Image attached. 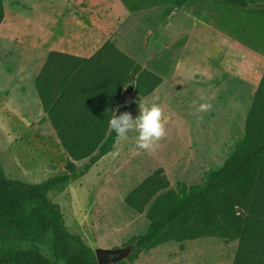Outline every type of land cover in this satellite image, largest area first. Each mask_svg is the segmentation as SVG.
<instances>
[{
	"label": "rangeland",
	"instance_id": "rangeland-1",
	"mask_svg": "<svg viewBox=\"0 0 264 264\" xmlns=\"http://www.w3.org/2000/svg\"><path fill=\"white\" fill-rule=\"evenodd\" d=\"M3 11L0 169L8 179L40 183L63 174L69 160L33 84L48 52L79 49L89 55L109 40L162 79L140 101L123 90L114 112H129L135 119L139 103L151 104L158 97L167 135L155 152L138 149L134 131L127 140L117 137L113 150L86 174L47 194L60 207L66 231L93 251H126L127 241L144 233L145 213L124 203L144 178L161 169L169 189L180 182L203 184L241 139L248 96L264 66V16L211 1L130 12L119 0H10ZM204 102L211 103V110L197 113ZM0 246L30 248L16 239L2 240L1 234ZM36 247L53 261L50 235ZM236 247L237 240L210 236L169 241L140 252L130 264H232Z\"/></svg>",
	"mask_w": 264,
	"mask_h": 264
},
{
	"label": "trees",
	"instance_id": "trees-1",
	"mask_svg": "<svg viewBox=\"0 0 264 264\" xmlns=\"http://www.w3.org/2000/svg\"><path fill=\"white\" fill-rule=\"evenodd\" d=\"M0 0V24L4 17ZM211 1L264 16V0H120L130 12L169 4ZM162 79L142 68L111 41L87 58L50 51L34 78L41 107L69 160L64 173L28 184L6 178L0 169V234L30 244L25 250H3L0 264H97L94 251L64 227L60 207L47 194L58 185L86 174L113 150L117 135L109 120L123 90L136 101L152 93ZM243 134L221 166L203 184L169 183L161 169L135 186L124 203L145 213L144 233L122 250L130 264L140 252L159 244L199 237L237 240L232 264H264V68L243 121ZM87 159L77 167L74 162ZM50 235L53 261L36 247Z\"/></svg>",
	"mask_w": 264,
	"mask_h": 264
},
{
	"label": "clouds",
	"instance_id": "clouds-1",
	"mask_svg": "<svg viewBox=\"0 0 264 264\" xmlns=\"http://www.w3.org/2000/svg\"><path fill=\"white\" fill-rule=\"evenodd\" d=\"M158 99V97H154L151 104L139 103L140 114L135 119L129 112H123L118 116L114 114L109 120V127L118 138L123 140L128 139L130 132L138 133L135 138L136 147L154 153L159 142L167 135L165 113L164 109L156 102ZM200 99L206 100L203 96ZM211 108V103H200L196 112H207Z\"/></svg>",
	"mask_w": 264,
	"mask_h": 264
},
{
	"label": "water",
	"instance_id": "water-1",
	"mask_svg": "<svg viewBox=\"0 0 264 264\" xmlns=\"http://www.w3.org/2000/svg\"><path fill=\"white\" fill-rule=\"evenodd\" d=\"M94 255L97 264H110L119 260L120 257H124L125 253L122 250H96Z\"/></svg>",
	"mask_w": 264,
	"mask_h": 264
},
{
	"label": "crops",
	"instance_id": "crops-1",
	"mask_svg": "<svg viewBox=\"0 0 264 264\" xmlns=\"http://www.w3.org/2000/svg\"><path fill=\"white\" fill-rule=\"evenodd\" d=\"M120 1V0H119ZM204 2V1H203ZM194 3H200V2H194ZM122 4V3H121ZM184 6V5H183ZM182 6V7H183ZM231 41H233V40H231ZM234 43H236L237 45H239L238 43L239 42H237L236 40H234L233 41ZM98 48V47H97ZM96 48V49H97ZM246 48V47H245ZM95 49V50H96ZM94 50V51H95ZM55 51H59V52H63V51H60V50H55ZM93 51V52H94ZM249 51H252V50H249ZM92 52V53H93ZM64 53H67V54H71V55H75V56H78V57H83V58H87V57H89L90 55H92V53H90L89 55H85L83 52H81V51H79V49L78 50H69V51H67V52H64ZM263 68H264V66H263ZM263 68L259 71V73H258V76H257V79H256V81H255V83H254V86H253V89H252V92L249 94V96H248V98H249V100L247 101L248 102V105H247V107H246V110H245V115H244V118H245V116H246V113H247V111H248V108H249V105H250V102H251V98H252V95H253V93H254V91H255V89H256V86H257V83H258V81H259V79H260V77H261V74H262V70H263ZM160 77V76H159ZM244 121V120H243ZM242 127H243V125H242Z\"/></svg>",
	"mask_w": 264,
	"mask_h": 264
}]
</instances>
